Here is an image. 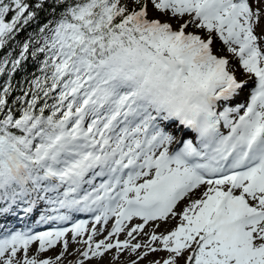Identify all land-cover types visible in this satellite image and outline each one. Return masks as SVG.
I'll use <instances>...</instances> for the list:
<instances>
[{
	"label": "snow or ice",
	"instance_id": "1",
	"mask_svg": "<svg viewBox=\"0 0 264 264\" xmlns=\"http://www.w3.org/2000/svg\"><path fill=\"white\" fill-rule=\"evenodd\" d=\"M109 253L264 264V0H0V264Z\"/></svg>",
	"mask_w": 264,
	"mask_h": 264
},
{
	"label": "rangeland",
	"instance_id": "2",
	"mask_svg": "<svg viewBox=\"0 0 264 264\" xmlns=\"http://www.w3.org/2000/svg\"><path fill=\"white\" fill-rule=\"evenodd\" d=\"M136 222H139V221H135V220L133 221V223H136ZM172 226H174V224H173V225H167V226L162 225L161 229H159L158 231H163L165 227L170 228V227H172ZM147 230H150V229H146V231H147ZM69 235H70V234H69ZM120 237L124 239L123 234H121ZM75 247H78V245L70 244L69 252H72V250H73ZM33 250H34V249H33ZM59 250H60V247L58 246L57 249H56L55 251H50V252L47 253L46 255H49V256L55 255L56 253L59 252ZM113 251H114V250H113ZM162 254H163V253H161V254H159V255H162ZM111 255H112V253H109V254L105 257L104 261H101V262H100V264H106L107 260L110 258ZM72 259H74L73 256H68V257L66 258V260L64 261V264H67V261H68V260H72ZM88 264H97V261L93 260V261L88 262ZM115 264H126V258L122 257L121 260L118 261V262H115Z\"/></svg>",
	"mask_w": 264,
	"mask_h": 264
},
{
	"label": "trees",
	"instance_id": "3",
	"mask_svg": "<svg viewBox=\"0 0 264 264\" xmlns=\"http://www.w3.org/2000/svg\"><path fill=\"white\" fill-rule=\"evenodd\" d=\"M162 255H163V254H162ZM162 255H161V256H162Z\"/></svg>",
	"mask_w": 264,
	"mask_h": 264
}]
</instances>
